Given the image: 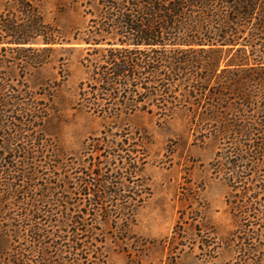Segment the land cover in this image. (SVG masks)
<instances>
[{"label": "rangeland", "instance_id": "1", "mask_svg": "<svg viewBox=\"0 0 264 264\" xmlns=\"http://www.w3.org/2000/svg\"><path fill=\"white\" fill-rule=\"evenodd\" d=\"M102 1L0 0L5 19L20 22L29 11L35 18L21 25L40 18L41 30L61 42L0 43L1 109L10 99L12 110L0 129V264L34 246L26 227L37 214L45 245L62 246L66 264H264L261 140L242 141L243 158L236 140L215 132L218 125L196 105L130 112L104 101L122 111L117 116L85 106L86 98L101 101L99 56L109 45L81 38L99 29ZM261 19L258 9L242 34L251 63L264 61ZM234 53H222L220 71ZM258 74L263 78L250 88L256 108L245 111L252 123L264 120V72ZM249 199L261 202L263 213H240Z\"/></svg>", "mask_w": 264, "mask_h": 264}, {"label": "trees", "instance_id": "2", "mask_svg": "<svg viewBox=\"0 0 264 264\" xmlns=\"http://www.w3.org/2000/svg\"><path fill=\"white\" fill-rule=\"evenodd\" d=\"M101 6L98 13L99 29L95 33L88 29L87 36L81 38L86 44L109 45L99 56L103 62V65L98 66L97 73L101 89L95 96L101 101L98 104L91 103L81 94L88 109L117 116L120 110L113 109V106L105 107L104 101L109 104L114 101L121 110L124 107L130 112H150L151 107H156L170 113L178 106L188 105V109L192 105L201 106L206 120L218 125L215 132L224 136L226 141L236 140L234 150H242L245 146H242V141L252 143L250 140H253L254 143L261 140L260 146L256 147V154L258 161L262 159L264 120L252 123L251 115H246L245 111L256 108L250 88L257 85L254 84L256 80L263 78L258 73L264 72V61L259 59L255 62L254 59V63L250 62L245 50L250 43H242V34L246 28H251L253 14L260 9L262 19L258 22V31L264 39V0H104ZM28 13V19L20 22L14 17L5 19L0 14V43L23 47L36 42L38 37L43 38V44L59 42L41 30L40 18L21 25L35 18ZM238 45L241 46L236 49ZM225 47L228 50H223ZM46 49L50 50H42ZM22 50L37 51L29 48ZM234 50L233 58L220 71L222 53L227 56ZM93 51L99 52V49ZM246 72H253L256 76L245 75L242 80L239 79L238 75ZM213 77L216 83L211 86ZM122 91L125 94H121ZM4 98L0 96V129L3 118L9 117L12 111L7 110L11 106L10 99L5 101L7 108L1 109ZM121 99L124 101L121 102ZM245 154L247 151L242 150L239 155L243 157ZM0 156L2 170L6 167L2 164L6 158L2 153ZM260 189L264 192V185ZM256 197V194L250 196L253 199ZM253 199L241 205L239 212L253 208L263 213L256 207H261V202ZM40 218L37 214L34 222L28 229L26 227L29 238L35 242L34 246L20 247L12 255L4 251V254H8L4 257L5 264H66V257L61 255L66 252L62 246L45 245V235L42 233L47 230L38 220ZM49 223L52 224V221ZM4 233L7 235L6 231ZM28 250L29 253H36L37 259L24 253ZM53 250L56 251L55 256L51 254Z\"/></svg>", "mask_w": 264, "mask_h": 264}]
</instances>
